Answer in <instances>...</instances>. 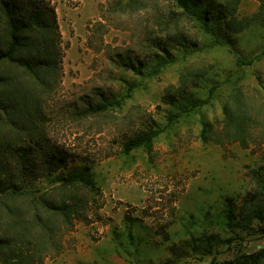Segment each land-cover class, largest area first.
<instances>
[{
	"label": "rangeland",
	"instance_id": "rangeland-1",
	"mask_svg": "<svg viewBox=\"0 0 264 264\" xmlns=\"http://www.w3.org/2000/svg\"><path fill=\"white\" fill-rule=\"evenodd\" d=\"M49 1L60 32L62 73L45 108L47 134L71 153L66 169L90 165L101 195L98 206L91 204L74 219L62 250L41 256L39 264H163L170 245L202 232L218 233L224 242L201 259L179 251L180 261L207 264L264 246V224L229 227L224 215L227 207L237 214L253 188L250 170L264 163V136L254 128L248 145L199 138L201 120L221 127L223 105L237 87L263 125L264 22L252 18L220 42L174 0ZM257 8V0H240L237 15L252 17ZM162 59L169 62L147 77ZM195 68L206 72L192 76L190 84L196 82L195 95H209L208 101L166 126V115L175 110L162 100L165 88ZM130 83L136 87L121 107L80 121L70 118V104L93 100L95 93L118 98ZM155 124L164 130L153 140L151 155L141 148L121 152L128 136Z\"/></svg>",
	"mask_w": 264,
	"mask_h": 264
},
{
	"label": "trees",
	"instance_id": "trees-1",
	"mask_svg": "<svg viewBox=\"0 0 264 264\" xmlns=\"http://www.w3.org/2000/svg\"><path fill=\"white\" fill-rule=\"evenodd\" d=\"M174 1L220 42L224 41L220 36L244 30L252 18L264 22V0H257L252 17H238L240 0ZM168 62L162 59L152 64L146 76H153ZM61 63L60 32L50 1L0 0V264H39L41 256L58 254L74 219L91 204L98 206L101 191L92 179L90 165L66 169L71 153L47 134L45 108L57 91ZM121 63L142 73L131 61ZM205 72L187 70L177 86L167 85L162 100L175 111L166 115V126L207 103L209 95L204 99L196 96V82L193 87L190 84L192 76L199 78ZM256 80L261 83L260 75ZM135 87L134 83L127 84L126 93L118 98L95 93L93 100L83 98L79 105L70 104V118L80 121L119 108ZM245 97L240 87L229 94L220 128L213 129L208 121H200L202 142L211 140L223 145L238 141L248 145L255 138L254 128L264 136L259 112L252 111ZM163 130L164 126L156 125L134 132L122 142L121 152L128 154L141 148L151 155L153 140ZM250 175L254 186L243 196L237 214L230 207L224 210L229 227L236 223L248 229L255 220L264 224V163L251 169ZM41 179L46 183L38 185ZM223 242L218 233L202 232L170 245V256L163 264H186L180 261L182 250L201 259ZM207 264H264V246L228 259L211 258Z\"/></svg>",
	"mask_w": 264,
	"mask_h": 264
}]
</instances>
